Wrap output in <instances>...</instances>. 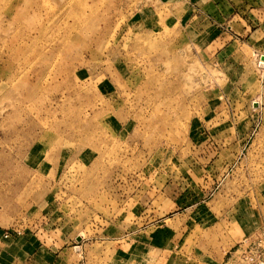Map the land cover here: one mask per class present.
Listing matches in <instances>:
<instances>
[{
	"label": "rangeland",
	"instance_id": "rangeland-1",
	"mask_svg": "<svg viewBox=\"0 0 264 264\" xmlns=\"http://www.w3.org/2000/svg\"><path fill=\"white\" fill-rule=\"evenodd\" d=\"M261 231L264 0H0V264H225Z\"/></svg>",
	"mask_w": 264,
	"mask_h": 264
},
{
	"label": "built area",
	"instance_id": "built-area-1",
	"mask_svg": "<svg viewBox=\"0 0 264 264\" xmlns=\"http://www.w3.org/2000/svg\"><path fill=\"white\" fill-rule=\"evenodd\" d=\"M225 264H264V231L241 240Z\"/></svg>",
	"mask_w": 264,
	"mask_h": 264
},
{
	"label": "bare ground",
	"instance_id": "bare-ground-1",
	"mask_svg": "<svg viewBox=\"0 0 264 264\" xmlns=\"http://www.w3.org/2000/svg\"><path fill=\"white\" fill-rule=\"evenodd\" d=\"M263 63V62H262Z\"/></svg>",
	"mask_w": 264,
	"mask_h": 264
}]
</instances>
